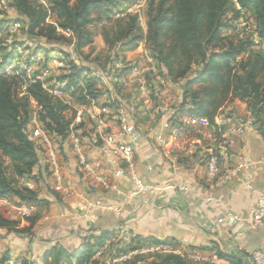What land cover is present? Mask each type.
Wrapping results in <instances>:
<instances>
[{"label": "trees", "instance_id": "trees-1", "mask_svg": "<svg viewBox=\"0 0 264 264\" xmlns=\"http://www.w3.org/2000/svg\"><path fill=\"white\" fill-rule=\"evenodd\" d=\"M6 1L12 13L10 21L22 24V40L15 39L7 46L24 47L30 51L34 45L33 53L44 52L46 55L58 51L59 47L63 54V46H57V43L65 42L77 56H83V48L94 42L95 33L90 26L105 18L111 20L117 5L133 0ZM246 11L254 16L261 40L259 45H255L250 37L223 36V31L232 29L233 22ZM230 13L232 16L228 18ZM112 21L113 24L105 26L102 33L111 67V75H108L109 69L107 76L111 78L117 60L144 42L165 76L178 84L182 91V100L174 107L173 119L188 112L208 117L213 122L226 102L239 99L247 104L254 126L264 135V0H152L146 32L138 14ZM84 58L89 60V55ZM14 59L12 51H8L0 60V197H7L16 204H36L38 212L28 218L34 224L41 206L48 200L28 183H45L49 188L51 169L46 144L42 138L34 136L30 125L31 103L41 108L42 130L59 148L66 143L70 145L69 136L73 129L87 125L80 122L75 126L74 117L69 119L64 115L69 104L46 89L44 81L31 82L30 78L24 77V71L17 73L18 68L14 74L4 75ZM76 61L71 63L72 70L64 77L67 89H81L83 97L89 101L97 98L103 93L95 86L101 75L81 64L80 60ZM91 73L93 76L86 80L84 76ZM40 74L34 73L33 78ZM118 100L111 105H117ZM89 123L93 126L86 127L88 131L83 130L81 137L94 132L93 122L90 120ZM16 223L0 207V227L17 231ZM106 235L87 242L73 255L59 247L49 252L46 260L48 264H72L75 258L77 264H98L92 257ZM138 243H144V239H139ZM219 255L234 264H244L237 256L221 252ZM49 257L52 259L48 260ZM9 260V256L4 255L0 264H8ZM147 262L188 264L176 255L155 256ZM22 264H37V261L26 259Z\"/></svg>", "mask_w": 264, "mask_h": 264}, {"label": "crops", "instance_id": "crops-1", "mask_svg": "<svg viewBox=\"0 0 264 264\" xmlns=\"http://www.w3.org/2000/svg\"><path fill=\"white\" fill-rule=\"evenodd\" d=\"M122 5L128 7L131 2H121L117 7ZM117 7L111 16L115 17L117 12L124 13L127 9L119 11ZM101 47H106V44L102 33H98L94 36V42L83 48V54L92 58ZM24 51L29 52L27 49ZM143 52L147 53L146 46L141 43L123 57L132 59L141 72L140 75L131 76L133 85L119 88L122 93L107 89L102 90V94L113 95L115 101L119 98V114L137 124L140 144L135 150V173L145 183L153 184L155 192L133 195L136 186L127 165L123 161H118L115 166L110 165L104 159L103 148L90 144L89 135L82 137L86 157L89 160L102 159L98 173L106 174L109 184H116L117 188L96 184L94 176L87 174L80 166L78 155L70 145L66 143L59 148L54 142L70 193L55 191L51 177L48 180L49 188L45 183H30L29 186L37 188L40 196L48 202L41 206L36 223H31L29 219L15 220L17 231L0 227V259L7 255L14 264H22L26 259L36 260L37 264H48L45 256L49 252L61 247L72 255L76 254L87 242H94L96 237L104 234L109 235L118 226L130 229L139 239H144V243L158 238L185 239L193 248L213 249L224 255L237 256L244 264V253L264 247V229L253 225L250 220L256 203L264 198V135L255 126L244 134H238L231 118L232 114L252 117L247 104L235 99L226 102L221 108L227 117L224 131L231 141L234 163L243 160L248 154L254 163L226 183L214 185L207 179L204 164L196 152L189 148L186 140H181V145L173 148L174 161L156 142L155 134L163 122L171 121L173 113L169 111L162 114L155 101L152 88L153 82L157 87L155 72H161L167 78L161 68H156L154 64L147 76L141 66L135 64ZM39 54L44 57V61L51 60L49 54L44 52L30 55ZM169 85L171 88L176 87L181 96L180 87L171 81ZM82 109L86 111V108L80 107L77 124L84 119L81 116ZM78 130L81 133L86 127ZM195 137L205 147H210L217 144L219 134L211 129ZM117 168L125 169V174L120 178L115 176ZM88 197L100 198L105 206L113 208L90 209L87 206ZM227 214L242 215L244 220L232 224L226 220L218 221ZM51 259L49 257L48 260ZM72 264H77L75 258Z\"/></svg>", "mask_w": 264, "mask_h": 264}, {"label": "built area", "instance_id": "built-area-1", "mask_svg": "<svg viewBox=\"0 0 264 264\" xmlns=\"http://www.w3.org/2000/svg\"><path fill=\"white\" fill-rule=\"evenodd\" d=\"M145 0H134L127 7L124 13L117 12L116 17H123L130 14L135 8L144 4ZM243 16L235 21L232 29L240 38L250 37L255 45L261 43L260 36L257 32V25L254 22L252 29L246 26L243 21ZM19 24L14 23L10 27V37L8 42H12V37L17 33ZM250 34H247V33ZM16 62L13 60L4 71V75L9 76L15 73ZM123 60H117L113 65V73L111 76L112 82L118 88H127L133 85L131 76L140 75L141 72L137 66L127 64L126 68H130L125 73H119L123 66ZM133 65V66H131ZM34 66L32 64L24 67V72L31 73ZM19 74V72H17ZM42 73L35 78L33 75L30 81H43ZM154 81L157 87L152 83L155 99L158 102V110L165 114L169 111L174 112V105L169 100V81L161 72H155ZM59 84V83H58ZM46 89L52 92L47 85L43 84ZM61 87L66 85V82L60 83ZM156 88V89H155ZM58 92H55V95ZM115 102L113 95L104 93L97 98L91 99L90 104L86 107L87 117L94 124V132L89 136V141L92 146H101L104 151V159L112 166H115L118 161H123L130 170L134 184L136 186L133 195L139 193H154L156 187L151 183H145L135 173V150L139 147V129L135 122H131L127 117L120 115L117 105H111ZM171 113V114H172ZM174 117V116H172ZM234 120L235 131L238 134H244L247 129L254 126L252 117L246 118L237 114H232ZM227 117L222 113V108L216 113L214 121L205 116H198L191 113H183L176 120L163 122L159 131L155 134V140L159 146L170 155L172 161L175 156H172L173 148H178L181 145V140L188 142L189 148L199 156L201 162L206 168L207 179L214 185L226 183L228 180L236 177L243 169L250 167L254 161L251 156L246 155L241 161L234 163V154L231 149V141L224 131V126L227 124ZM213 129L219 134L217 144L210 147H205L201 141L195 137L203 131ZM34 136L42 138L47 147L48 162L51 169V178L55 191L68 194L70 188L65 182V177L61 171V165L58 159V153L54 142L47 137L43 130L38 128L33 132ZM70 147L77 153L78 162L83 170L95 178L96 184H103L107 187L117 188L116 184L112 186L108 182V176L104 173H98L102 165V159L89 160L84 153L83 138L80 136L78 129H73L69 136ZM152 169L151 166L148 167ZM125 174L124 168H117L115 176L118 178ZM30 183H28L29 185ZM87 206L90 209H112L113 206H105L100 198L88 197ZM0 207L5 209L6 216L11 220L28 219L32 217L39 208L36 204H16L7 197H0ZM228 221L235 223L244 220L242 215L227 214L225 217L219 218V222ZM251 223L255 226H261L264 229V198L256 203L252 215ZM138 236L130 229L118 226L114 231L107 235L96 248L92 257L97 260L98 264H144L147 258H152L160 255H176L184 258L188 264H234L229 259L219 255L217 250H201L193 248L187 240H174L171 238H158L149 243H138ZM245 264H264V247L256 249L252 252H246L243 255ZM9 264H14L13 260Z\"/></svg>", "mask_w": 264, "mask_h": 264}, {"label": "rangeland", "instance_id": "rangeland-1", "mask_svg": "<svg viewBox=\"0 0 264 264\" xmlns=\"http://www.w3.org/2000/svg\"><path fill=\"white\" fill-rule=\"evenodd\" d=\"M152 0H145L144 4L141 5L140 7L135 8L133 11L130 12V14H138L139 15V19H140V23L141 26L144 30V32L147 31V22H148V11H149V5L151 3ZM134 2V0L131 2V4ZM127 7V6H126ZM126 7L120 6L117 7V9L123 10ZM10 8L8 7L7 1L6 0H0V60L3 58V54H5L8 51H12V54L14 55V60L16 62L15 65V69L18 68V71L20 73V71H24V67L27 65L32 64L34 66L33 71L31 73H26L24 72V77L25 78H30L34 73L37 72H41V73H45L43 75V81L44 83L47 85V87L53 92V94H55V92H58L59 94L56 96L58 98H61L64 102H67L69 104V109H67L65 111V116L69 119L74 117V122H75V126L78 125L76 122V119L78 117V113H79V109L80 107L86 108L89 104L90 101L87 98H84L81 92V89H76L75 91H70V89H67V80L64 79L65 76H67L71 70H72V65L71 63L74 62V60H80L81 64L86 65L90 68H93V70H95L98 74H100L101 76L98 79V82L96 83L95 86H97L98 89L100 90H118L119 93H122L121 89L119 90L118 86L115 85V83L112 82V79L109 77L111 75V67H110V62H108L109 58H108V46L106 45V47H101V49L98 50V52L92 57L86 59L83 56H77L76 53L73 52L72 47L65 42H58L57 46H63V50H65L62 53L59 52V47H58V51H54V52H50L49 53V57L51 60H46L44 61V57L42 55H36V56H31L30 54H32L33 52V47L34 45H32L31 49L29 52H25L24 51V47H15L14 45L11 46H7L9 45L8 39L10 37V27L14 24V22L10 21V18H12L10 13ZM232 14L230 13L228 15V18L231 17ZM111 20H109L108 18H105L104 22L100 21L98 23H95L93 25L90 26V28L92 29V31L96 34L98 33H103V29L105 24H108L107 26H110L111 23L113 22L112 20H116L117 18L120 17H114L111 16ZM243 21H245L246 26L250 29H252L253 24L255 22L254 16L252 15V13L250 11H246L243 15ZM53 19V18H52ZM235 23V22H233ZM19 24V29L17 31L16 34H14V36L12 37V41L13 40H22V34H21V28H22V24ZM113 24V23H112ZM99 25H101L99 27ZM64 34L68 37H70L69 33L64 32ZM247 34H250L249 32ZM103 35V34H102ZM223 36H228V37H234L235 39L240 38L239 35L237 33H235L233 30H231V32L229 30H224L223 31ZM7 43V44H6ZM144 43V42H141ZM140 43V44H141ZM145 44V43H144ZM264 45V44H263ZM146 46V45H145ZM5 47V49H1ZM96 49H98L97 45L95 46ZM32 52V53H31ZM146 52H143V56L140 57V60H138L139 62H135V64L140 65L142 72L144 73V75L146 74L148 76V72H151L152 66H154V64L156 65V68H160L157 61L154 59L153 54L151 53V50L146 46ZM35 54V53H34ZM42 54V53H41ZM152 58V60L150 61V59L148 58ZM95 58L96 61L94 60ZM61 61V62H60ZM76 61V62H77ZM123 63L125 66L124 68H122V72L121 73H125L127 71L130 70V68H126L127 64H133L132 59L128 60V59H123ZM134 65V64H133ZM131 65V66H133ZM110 69V71H109ZM109 71V72H108ZM106 72H108V75H106ZM143 75V74H142ZM90 76V77H89ZM93 76V74H89V75H85L84 78H86V80L88 78H91ZM84 80V79H83ZM81 80V81H83ZM171 81V80H169ZM61 82H66V85H64L63 87H61L60 83ZM84 82V81H83ZM172 82V81H171ZM59 83V84H58ZM173 84H176L175 82H172ZM83 86V85H81ZM176 86H178V84H176ZM179 87V86H178ZM170 92H169V100L172 103V105L176 106L178 105L181 100H182V93L180 96V91L176 90V87L174 88H169ZM74 92V94L72 93ZM124 94H126V92H124ZM157 102V100H155ZM41 108L37 106L36 103L32 102L31 103V107H30V125L32 127V131L35 132V130H37L38 128H40L41 130L43 129L41 121L39 120V112H40ZM82 113L81 116L82 118H84L81 122H85V124L87 125L86 127L89 126H93L92 124H90V120L87 117V113L85 111V109H82ZM80 122V121H79ZM153 258V257H152ZM151 258H147L144 264H148V260ZM38 263V262H37ZM43 264H45V262H43ZM64 264H68V263H64Z\"/></svg>", "mask_w": 264, "mask_h": 264}]
</instances>
